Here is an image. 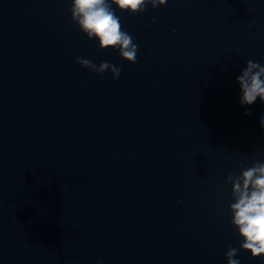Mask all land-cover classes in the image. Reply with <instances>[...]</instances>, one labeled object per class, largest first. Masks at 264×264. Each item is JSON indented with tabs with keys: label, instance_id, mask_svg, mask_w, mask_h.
Wrapping results in <instances>:
<instances>
[{
	"label": "water",
	"instance_id": "obj_1",
	"mask_svg": "<svg viewBox=\"0 0 264 264\" xmlns=\"http://www.w3.org/2000/svg\"><path fill=\"white\" fill-rule=\"evenodd\" d=\"M72 3L0 0V264H228L229 246L264 264L240 248L227 182L264 161V103L241 107L237 82L264 65V0L113 5L134 64Z\"/></svg>",
	"mask_w": 264,
	"mask_h": 264
},
{
	"label": "clouds",
	"instance_id": "obj_2",
	"mask_svg": "<svg viewBox=\"0 0 264 264\" xmlns=\"http://www.w3.org/2000/svg\"><path fill=\"white\" fill-rule=\"evenodd\" d=\"M168 0H73L70 9L72 21L91 40H98L101 50H119L120 57L129 63L136 62L138 46L126 31H122L120 18L113 5L121 12L132 15L143 13L147 5L153 9L165 6ZM81 67L99 75L111 70L113 79H119L121 68L104 61L97 67L92 61L77 58ZM240 85L241 107H250L259 98L264 103V65L248 60L246 69L237 77ZM245 115L251 116L250 111ZM264 128V118L261 119ZM227 182L232 187L233 203L231 223L242 238L240 248L251 253L252 258L264 259V161L242 168L240 175L230 174ZM228 264H240L238 250L229 246Z\"/></svg>",
	"mask_w": 264,
	"mask_h": 264
}]
</instances>
